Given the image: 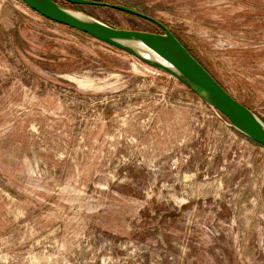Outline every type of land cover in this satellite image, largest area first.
<instances>
[{
	"label": "rangeland",
	"instance_id": "1",
	"mask_svg": "<svg viewBox=\"0 0 264 264\" xmlns=\"http://www.w3.org/2000/svg\"><path fill=\"white\" fill-rule=\"evenodd\" d=\"M100 1L165 23L264 122V0ZM228 123L175 77L0 0V264H264V146Z\"/></svg>",
	"mask_w": 264,
	"mask_h": 264
},
{
	"label": "water",
	"instance_id": "2",
	"mask_svg": "<svg viewBox=\"0 0 264 264\" xmlns=\"http://www.w3.org/2000/svg\"><path fill=\"white\" fill-rule=\"evenodd\" d=\"M42 16L82 31L128 52L154 69L167 73L195 92L210 107L222 113L230 125L264 146V122L246 104L232 95L189 51L175 33L157 18L124 4L100 0H64L76 4L107 6L149 20L161 32L113 26L87 12L64 6L58 0H22Z\"/></svg>",
	"mask_w": 264,
	"mask_h": 264
},
{
	"label": "trees",
	"instance_id": "3",
	"mask_svg": "<svg viewBox=\"0 0 264 264\" xmlns=\"http://www.w3.org/2000/svg\"><path fill=\"white\" fill-rule=\"evenodd\" d=\"M123 4H125V5H127V6H130V7H133V8H136V9H138V10H141V8H140V6L138 5V4H136V3H128V2H125V3H123ZM152 16V15H151ZM175 35H176V33H175ZM177 36V35H176ZM178 37V36H177ZM179 38V37H178ZM179 40H181L180 38H179ZM181 42H182V40H181ZM183 43V42H182ZM184 44V43H183ZM185 45V44H184ZM186 46V45H185ZM187 47V46H186ZM188 48V47H187ZM189 49V48H188ZM189 51L191 52V50L189 49ZM192 53V52H191ZM193 54V53H192ZM194 55V54H193ZM195 56V55H194ZM196 57V56H195ZM197 58V57H196ZM199 60V59H198ZM241 133V132H240ZM242 134V133H241ZM257 143V142H256ZM259 144V143H258ZM261 145V144H260ZM263 146V145H262Z\"/></svg>",
	"mask_w": 264,
	"mask_h": 264
},
{
	"label": "built area",
	"instance_id": "4",
	"mask_svg": "<svg viewBox=\"0 0 264 264\" xmlns=\"http://www.w3.org/2000/svg\"><path fill=\"white\" fill-rule=\"evenodd\" d=\"M212 108V107H211ZM213 109V108H212ZM215 114L218 115L219 117H221V115H223L222 113L218 112L217 110L213 109ZM227 119V118H226ZM228 120V119H227ZM229 122V120H228ZM230 125V122L228 123ZM231 126V125H230Z\"/></svg>",
	"mask_w": 264,
	"mask_h": 264
}]
</instances>
